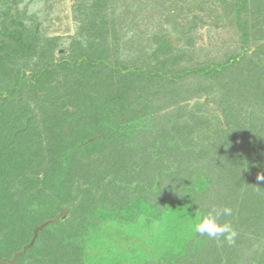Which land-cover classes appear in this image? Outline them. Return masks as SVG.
Returning a JSON list of instances; mask_svg holds the SVG:
<instances>
[{"label":"trees","instance_id":"trees-1","mask_svg":"<svg viewBox=\"0 0 264 264\" xmlns=\"http://www.w3.org/2000/svg\"><path fill=\"white\" fill-rule=\"evenodd\" d=\"M25 2L0 0V264H264V0H76L69 54ZM202 13L241 52L180 65ZM223 206L233 246L191 229Z\"/></svg>","mask_w":264,"mask_h":264},{"label":"rangeland","instance_id":"rangeland-1","mask_svg":"<svg viewBox=\"0 0 264 264\" xmlns=\"http://www.w3.org/2000/svg\"><path fill=\"white\" fill-rule=\"evenodd\" d=\"M75 2L76 0H26L25 5H20V8L27 7L28 15L32 14V10L39 13L44 32L49 36L58 35L61 39L59 49H64L65 47L66 54H69L71 43L77 32V26H79V21L74 19L73 7ZM186 15H189V13ZM185 17L181 16L182 19ZM220 21L219 18L214 19L202 13V18L200 19L199 17L198 19V28L193 31L192 37L189 38L192 39V42L183 39L180 45L181 51L178 50L179 52L186 50L187 56L191 54L192 50H195V60L189 61L181 57L178 64L181 65L187 62L196 63L195 65L197 66L201 63L223 61L227 58L228 53L241 52L242 41L238 27L232 22L227 21L225 24H220ZM149 28V26L146 28L145 26H141L140 33L144 37L150 36L151 29L146 35V31ZM157 34L159 33L157 32ZM171 36L174 39L176 47L179 46L176 34L172 33ZM132 52H136L135 47H133ZM188 81L193 86L202 88V91L197 95L202 100H210L217 96L216 90H218L221 83L217 76L210 77V80L201 76H192L188 78ZM196 101L197 99H194L191 102Z\"/></svg>","mask_w":264,"mask_h":264},{"label":"clouds","instance_id":"clouds-1","mask_svg":"<svg viewBox=\"0 0 264 264\" xmlns=\"http://www.w3.org/2000/svg\"><path fill=\"white\" fill-rule=\"evenodd\" d=\"M257 179L264 181V175L258 176ZM232 215L233 209L230 206L220 207L214 212H199L191 223V229L194 234L233 246L236 243L238 231L232 223L221 222L222 217H231Z\"/></svg>","mask_w":264,"mask_h":264},{"label":"water","instance_id":"water-1","mask_svg":"<svg viewBox=\"0 0 264 264\" xmlns=\"http://www.w3.org/2000/svg\"><path fill=\"white\" fill-rule=\"evenodd\" d=\"M68 210L67 209H65V212H67ZM60 217L59 216H57V217H53V218H50V219H48V220H46V221H44L37 229H36V231H35V236H34V238L32 239V241H31V243L28 245V246H26V249L29 247V246H31V245H33L34 244V242H35V240H36V237H37V235H38V232H39V230H42L49 222H51V221H56V220H58Z\"/></svg>","mask_w":264,"mask_h":264}]
</instances>
